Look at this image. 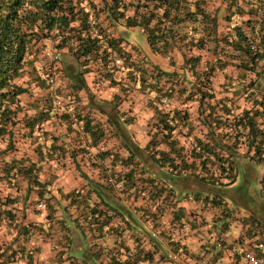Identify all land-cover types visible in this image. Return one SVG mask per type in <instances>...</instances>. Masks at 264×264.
Wrapping results in <instances>:
<instances>
[{"label":"clouds","instance_id":"clouds-1","mask_svg":"<svg viewBox=\"0 0 264 264\" xmlns=\"http://www.w3.org/2000/svg\"><path fill=\"white\" fill-rule=\"evenodd\" d=\"M0 264H264V0H0Z\"/></svg>","mask_w":264,"mask_h":264},{"label":"trees","instance_id":"trees-1","mask_svg":"<svg viewBox=\"0 0 264 264\" xmlns=\"http://www.w3.org/2000/svg\"><path fill=\"white\" fill-rule=\"evenodd\" d=\"M15 14V12H14V9H13V15ZM165 15H167V13H165Z\"/></svg>","mask_w":264,"mask_h":264}]
</instances>
